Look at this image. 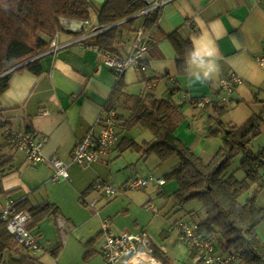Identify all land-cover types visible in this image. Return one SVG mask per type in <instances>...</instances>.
Instances as JSON below:
<instances>
[{"label":"crops","instance_id":"0c3cea01","mask_svg":"<svg viewBox=\"0 0 264 264\" xmlns=\"http://www.w3.org/2000/svg\"><path fill=\"white\" fill-rule=\"evenodd\" d=\"M87 1L92 8L90 24L84 27V37L67 33L69 31L61 23L64 31L60 41L73 39V44L54 54L40 57L42 73L39 76L28 70L14 71L8 88L0 95V112L15 132H29L46 137L42 149L44 162L31 166L25 161L23 154L9 145L5 135L0 133V157L9 164L3 170L0 168V210L8 201L24 210L42 202L56 205L59 219H51L59 229H67L66 236L62 232V243L65 246L70 239L68 234L75 230L71 223L78 218L71 217L73 213H62V208L69 202H75L76 205L78 197L80 200L82 193L97 179L120 187L132 179L112 174L113 168L120 167L112 162L119 157H114L113 153L118 151L120 140L133 139L127 131L118 137L109 155L99 163L87 167L70 165L67 181H54L53 169L46 161L54 156L63 162H70L76 143L103 114L104 106L117 82L111 70L103 63L99 51L90 44V37L87 35L89 29L97 27V12L105 0ZM143 19L128 26L121 25L120 38L114 45L115 56H127L136 37L135 31L143 24ZM148 33L151 44L143 57V73L150 83L140 80L139 71L133 68H128L123 73L122 80L128 92L129 86L137 81L143 86L140 91L152 86L157 97L169 99L179 114L175 136L204 162L210 161L221 146L219 137L222 134L218 137L209 136L213 105L225 108L221 117L224 125L240 126L252 115L260 116L264 125V69L255 60L264 52V0H170L160 9ZM170 35L183 42H190L191 56L181 66H178V56ZM194 53L216 60L220 66L218 75L206 82L197 81L195 77L203 69ZM232 74L240 77L243 83L232 93L225 94L219 88V80ZM185 94L196 99L209 98L212 104L204 107L189 105L184 102ZM97 129L98 127L96 131ZM261 137L264 139V126L249 146L255 154L264 149V145L257 143ZM242 159L243 156H240L239 160ZM109 175L115 180H109ZM175 190L176 185L173 192ZM173 192L167 196L172 198ZM263 193L264 188L257 196V203ZM161 194L166 195V192ZM95 195L94 192H89L85 197L87 200L96 199L97 202L100 196ZM87 196L95 197L89 199ZM95 206L86 207L90 209L91 215H97ZM259 206L264 208V205ZM83 212L87 213L86 210ZM60 221L63 222L61 228ZM98 236L103 241L101 231L97 237H91V240L100 244L99 252L102 255V241ZM36 239L43 251L39 236ZM46 249L49 252L52 247ZM10 255L14 256L5 251L0 264L8 262Z\"/></svg>","mask_w":264,"mask_h":264},{"label":"trees","instance_id":"16d2710c","mask_svg":"<svg viewBox=\"0 0 264 264\" xmlns=\"http://www.w3.org/2000/svg\"><path fill=\"white\" fill-rule=\"evenodd\" d=\"M145 7L144 0H105L97 12V27L103 30L90 37V44L101 53L115 55L114 45L120 38L121 25H131L136 21L133 16ZM91 8L87 0H0V95L8 88L14 71L28 70L39 76L42 73L41 66L39 59L34 58L46 52L56 32L63 33L61 23L64 20L87 21ZM156 15V12H150L143 19L145 29L151 28ZM73 34L81 35L82 32ZM170 39L178 56V66H181L191 56L190 42H183L172 35ZM143 60L141 67L145 68ZM138 71L140 80L149 84L150 80L143 73L145 70L140 68ZM211 109L213 116L209 136L218 137L222 134L223 139L222 145L208 162H204L175 136L178 111L169 99L157 97L152 86L138 94H130L121 76L101 116L113 115L118 137L134 126L141 127L151 135V140H143L142 143L122 138L117 146L118 152L136 151L142 158L154 153L162 164L174 161L163 178L176 185L171 195L174 199L173 208L178 207L176 211H183L189 217L176 221L178 232L180 223L192 225L193 238L211 246L216 255L232 256L234 264H264V244L256 231L264 222V208L257 204V196L264 188V149L255 154L249 148L264 125L260 116L255 115L240 126L224 125L221 117L225 108L213 105ZM0 133L17 150V142L11 140L19 132L11 128L2 112ZM238 153L243 156L239 166L241 172L224 173ZM2 159L0 157L1 170L9 165L7 160ZM92 184L82 193L83 196L91 192ZM1 191L0 187V194ZM190 202L198 205L184 209ZM25 210L31 215V222L27 225L30 232L48 217L57 220L59 213L58 207L49 202ZM181 241L190 247L195 258L198 247L183 239ZM92 243L93 240H90L85 244L86 249L89 247L84 253L85 259L91 255ZM61 247L59 244L49 253L56 259ZM152 249L162 264H175L166 253L156 247ZM5 251L14 256L10 255L8 262L3 264H42L39 258L29 254V250L17 246L0 219V263Z\"/></svg>","mask_w":264,"mask_h":264},{"label":"built area","instance_id":"2783aa9c","mask_svg":"<svg viewBox=\"0 0 264 264\" xmlns=\"http://www.w3.org/2000/svg\"><path fill=\"white\" fill-rule=\"evenodd\" d=\"M144 1L146 2V7L133 16L136 20L145 18L150 12H156L158 15L160 9L170 0ZM62 24L67 31L73 33L82 32L81 37H84V27H87L90 22L89 20L68 22L64 20ZM100 30H103V28H91L87 35L91 37ZM135 35V40L133 41L127 56L124 58L109 53L99 52L103 63L111 70L116 79H119L128 68H133L136 71L140 68L145 70L144 67H141V61L151 43L148 29H145L143 25H140L136 29ZM60 36V32L55 33L48 49L44 52V55L54 54L58 50L73 44V39L61 42ZM95 48L98 50L97 47ZM255 60L258 66L264 69V52L260 56H257ZM242 83L243 81L240 77L232 74L220 78L219 88L225 94H230ZM184 102L199 107L212 104V101L209 98L196 99L189 94L184 95ZM96 127H98L97 131ZM117 141L118 136L115 132L113 115L100 116L95 125L92 126L86 135L76 143L70 162H63L54 156L46 160L53 169L52 179L54 181H67L69 179L68 168L72 164L79 167H87L99 163L104 157L109 155ZM11 142H17V150L23 154L25 161L29 165L32 166L44 162L45 159L42 154V149L46 142V137L43 135L24 134L19 132L14 135ZM149 183L162 186L164 180L162 178H155L153 175H150L147 179L136 177L128 180L121 187L116 189L105 180L97 179L92 184L91 192H94L98 196L112 199L120 195L121 192L142 190ZM80 203L85 207L93 208L96 204V199L87 200L85 196H82L80 198ZM96 214L98 215V212ZM0 219L5 223L6 230L12 236L17 246L34 253L42 250L36 237L27 228V225L31 222V215L26 210H19L15 203L8 201L0 210ZM58 219L59 218H57V220ZM62 226L63 222H61L60 228ZM193 229L194 226L192 225L186 223L179 224L180 238L199 249L196 256L197 262H201V264H234L232 256H218L214 253L211 246L200 243L193 238ZM101 234L103 237L101 253L105 264H162V261L153 254L151 240L144 233L132 234L123 232L116 235L110 231V221L102 219ZM159 250L163 251V249Z\"/></svg>","mask_w":264,"mask_h":264},{"label":"rangeland","instance_id":"374dc122","mask_svg":"<svg viewBox=\"0 0 264 264\" xmlns=\"http://www.w3.org/2000/svg\"><path fill=\"white\" fill-rule=\"evenodd\" d=\"M43 55L44 53L36 56L34 59H39ZM141 87H143L142 83L134 81V83L129 86L130 94H138ZM127 132L129 135H132V138L135 139L137 143H142L143 140L151 139L150 133L139 126H134ZM219 138L222 145L223 137L220 136ZM258 139V145H264V139L262 137ZM19 155L20 154H18V156ZM113 156H119L112 162L114 164H119L120 167L113 168L112 174L117 177L125 175L127 178L138 177L147 179L150 175H153L155 178H162L164 180V173L168 171L170 165L174 162L168 161L162 164L154 153H150L146 158H142L141 154L136 151H125L123 153L115 151ZM240 156L242 157L240 153L234 156L224 173L230 174L233 171L241 172L239 170L241 162V160H239ZM125 161L132 164L128 165ZM109 180L115 179L111 178L109 175ZM164 182L162 187H157L156 185L154 186L153 183H149L142 190L121 192L120 195L112 199L100 196L95 206V211L99 212L98 215H91L90 209L82 206L78 197L76 205L75 202H69L66 207L62 208V213L68 215H72L70 213H73L71 217L74 219L78 218L71 223L75 230L68 234L70 239L67 245L65 246L64 243H62V237L64 235L66 236L67 229H59L57 223L53 222L51 218H48L42 222L41 225L38 224L33 230L34 232L32 231L35 237L39 236L40 243L46 252L43 250L35 253L29 252V254L39 258L42 264H105L99 252L100 244L98 245L96 242L92 243V248L90 250L91 255L89 258L85 259L84 253L89 248L86 249L85 244L93 239L91 237H97L98 232L101 231V220L106 219L110 221V231L116 235L123 233V231L132 234L144 233L151 240L153 247L163 249L166 255L169 256L175 264H197V258L192 256L190 247L181 241L179 232L175 227L176 221L180 219L186 220L189 217L184 215L183 211H176L178 207L173 208L172 202H174V199L167 195L173 192L175 185L172 181L164 180ZM111 186L116 189L120 187L113 184H111ZM161 192H166V195L161 194ZM95 196L88 198L91 199ZM257 204L264 205V193ZM197 205L196 202H190L184 206V209L187 210ZM84 210H86L87 213L83 212ZM91 211L94 212L92 209ZM63 217L67 220L66 215ZM256 231L264 244V222L258 226ZM62 232L64 234L63 236ZM98 238L101 242L102 238H100V236H98ZM59 244H63V247L55 259L47 252L48 250L46 247H52L53 249Z\"/></svg>","mask_w":264,"mask_h":264},{"label":"clouds","instance_id":"9594fccd","mask_svg":"<svg viewBox=\"0 0 264 264\" xmlns=\"http://www.w3.org/2000/svg\"><path fill=\"white\" fill-rule=\"evenodd\" d=\"M194 55L199 58V64L203 69V71L195 77L197 81L206 82L218 75L220 66L216 60L198 56L196 53H194Z\"/></svg>","mask_w":264,"mask_h":264}]
</instances>
